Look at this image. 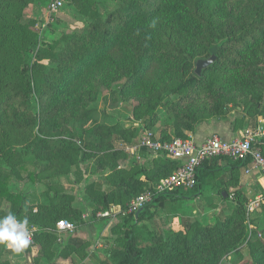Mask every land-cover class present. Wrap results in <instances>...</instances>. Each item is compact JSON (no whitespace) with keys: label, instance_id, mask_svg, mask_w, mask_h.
<instances>
[{"label":"trees","instance_id":"obj_1","mask_svg":"<svg viewBox=\"0 0 264 264\" xmlns=\"http://www.w3.org/2000/svg\"><path fill=\"white\" fill-rule=\"evenodd\" d=\"M28 1L0 0V201L8 205L7 211L0 209V216L11 211L18 219H29L32 243L22 253L38 246L34 264H75L74 254L89 247V242L78 238L68 239L60 249L54 247L57 222L72 223L74 232L86 225L73 196L52 191L44 194L41 203H31L9 190L10 174L1 160H12L16 153L10 147L26 143L37 130L26 160L59 178L68 176L73 168L79 169L77 164L86 154L68 148L63 139L52 141L51 131L73 128L79 131L82 146L103 154L108 163L104 183L110 188L103 190L104 183L85 187L92 217L119 208L115 228L121 237L106 257L93 258L96 264H221L239 255L246 244L254 261L264 263V241L247 240L248 200L239 188L242 164L228 159V179L218 188L221 195L234 196L228 215L218 217L213 226L182 218L181 230L166 236L150 233L141 240L137 226L154 219L158 209L178 217L181 200L200 194L202 187H215L222 177L217 167L221 159L201 166L194 190L157 196L135 217L128 213L131 202L151 192L178 163L157 156L153 164L126 166L128 154L114 142L133 145L137 129L108 125L104 114L91 107L101 89L122 81L115 95L139 102L146 127L168 120L161 141L188 139L199 125L226 119L229 106L246 107L245 116L252 119L248 129L254 130L257 119H264V0H111L116 3L113 9L94 12L82 27L37 53L36 36L20 23L19 12ZM166 28L175 35L164 37ZM212 55L215 62L204 71L220 75L216 85L192 71L197 60ZM43 57L46 65L40 63ZM171 95L179 98L170 102ZM162 105L166 113L160 117ZM138 155L147 158L145 149ZM23 171H27L24 164L14 169L17 176ZM260 214L264 219V205ZM261 235L264 240V230Z\"/></svg>","mask_w":264,"mask_h":264},{"label":"rangeland","instance_id":"obj_2","mask_svg":"<svg viewBox=\"0 0 264 264\" xmlns=\"http://www.w3.org/2000/svg\"><path fill=\"white\" fill-rule=\"evenodd\" d=\"M49 1L50 0H29L22 12H19L23 18L20 19V23L25 24L28 28V32L32 33L37 38L35 53L40 49H46L47 47L52 46L62 37V35L69 33L71 30L82 27V23L86 22L87 18H89L94 12L102 13L105 10L113 9L116 5V3L111 0H68L60 11L49 16L46 12V7ZM163 34L165 35L164 37H173L175 35L174 32L168 28L163 31ZM207 58L209 57H204L203 59ZM40 63L46 65L47 59L43 57L40 60ZM194 69L195 66L193 65L192 71H194ZM203 75L207 78L208 83L213 85H216V82L220 79V75L207 74L205 71L201 76ZM121 83L122 81L113 84L110 89H101L96 101L91 104V107L104 114L105 122L108 125H118L124 128L137 129V138L141 133V128L145 127V130H149L157 138H160L161 130L166 126L168 120L162 119L157 121L152 128L146 127L144 124V119L146 118V115L144 114L145 111L140 107L139 102L132 97L122 98L115 95L117 94ZM112 92H114V95L111 94ZM178 98L179 95H171L167 99L170 102H175ZM247 110L246 107L238 109L229 106L226 110V119L212 120L227 122L232 131H240L244 134L246 131H251L248 129V126L251 124L250 122H252V119H247L245 116ZM158 113L160 114V117H162L166 113V106L162 105L158 107ZM256 124L257 126H264V119L262 117L258 118ZM51 132V135L53 136L52 141L63 139L68 148L74 147L85 152L86 158L84 160H79V158H81L80 156L77 158V160H79L77 164L79 169L77 170L76 168L75 171L73 168L71 174L59 178L50 171H44L41 166L36 167L32 162H28L26 160L28 155H25V153L27 152L28 146L38 138V132L37 130H34L31 139L26 143L12 145L10 147V151L16 153L12 156V160H10V158L5 159V161L4 159H1L3 161V170L10 174L8 188L12 193L25 195L31 203H41L44 194L52 193V191L62 192L73 196V205L77 206L82 211L83 220L86 222L85 226H82L77 230H81L85 233L86 238L91 239L89 247H87L84 252L74 254V263L96 264L93 258L101 259L106 257V251L114 246L115 241L121 237V233L115 228L116 224L119 222L120 215H117L118 213L115 215L114 213H110L108 216L102 217L103 212L92 217L89 209V201L86 200L85 195L86 186L92 183L101 184L106 181L108 176L106 175L108 174L107 160L104 155L98 151L86 149L82 146L79 131L73 128H69L65 131V128H61V130L53 129ZM70 135H72V137ZM70 138H72V140ZM137 138L135 137V139H133V145H128L127 143L125 144L119 141L114 142L116 148H120L128 154V159L126 160L125 165L129 166L134 162L141 165L146 163L153 164V153L146 151V160H137L127 151L128 148L135 145L134 143L137 142ZM207 138L208 137H206V139ZM23 164L27 171L20 172L17 176L14 173V169H18L19 166ZM29 172L32 173V177L28 176ZM109 188L110 186L108 184L105 185L104 183L102 185L103 190ZM206 188V191L201 189L200 201L195 199L197 195L194 197V194H196V192H194V194L191 193L193 194L191 195V199H184L179 202L180 207L177 210L178 217H170L167 216L164 211H160L164 213L163 217L156 214L154 219L140 223L135 230L137 236L143 241L146 240L150 233H158L162 236H166L169 232H176L178 226H180V230L182 229V218L194 219L200 225H215L218 217L228 215L231 212L234 205V196L231 193L228 194V196L225 193H222L221 195V192H219L216 186L214 188ZM240 189L244 192V196L248 201L260 191L257 187H252L250 189L243 187ZM182 194L186 195L185 193ZM218 202L223 203L220 211H216ZM0 209L7 211L8 205L4 201H0ZM154 209L155 208H151L150 210L154 211ZM116 210L119 211V208ZM162 222H170L171 226L169 225L170 227H165L167 224L163 225ZM246 222H248V242L251 243L256 239L264 241L263 236L261 235L264 230V219H262L260 212L250 215L246 214ZM73 235L74 233L59 234L56 232L57 241L54 244V247L60 249L63 246L60 244L67 242L70 238H74ZM3 247L6 251L3 250ZM33 249H37L35 255L32 254ZM38 250L39 247L34 246L31 253L17 254L12 251V249H7L6 246L0 245V264H34L33 258L37 256ZM40 264L46 263L40 262ZM221 264L258 263L254 261L246 244L241 248L239 255L235 257H227L223 259Z\"/></svg>","mask_w":264,"mask_h":264},{"label":"built area","instance_id":"obj_3","mask_svg":"<svg viewBox=\"0 0 264 264\" xmlns=\"http://www.w3.org/2000/svg\"><path fill=\"white\" fill-rule=\"evenodd\" d=\"M68 0H50L46 7L49 16L60 11ZM264 126H257L254 130L246 131L240 137L233 140H224L218 135H212L201 144H195L191 138L172 139L168 142L161 141L149 130H141L137 142L127 151L137 160L139 150L145 149L155 156H162L168 160L178 163V167L164 180H161L151 192H145L135 198L128 213L136 214L154 198L162 194H170L176 191H192L198 187L197 173L201 166L212 159H228L242 164V171L245 176H252L257 173L258 181L262 189L251 198L246 205V214L260 212L264 205ZM109 215L104 212L102 217ZM248 223V222H247ZM250 225V224H249ZM252 229V227L250 226ZM249 228V229H250ZM56 232L73 233L74 225L67 221H59L55 224ZM32 236L34 228H31ZM7 249H11L6 247Z\"/></svg>","mask_w":264,"mask_h":264},{"label":"crops","instance_id":"obj_4","mask_svg":"<svg viewBox=\"0 0 264 264\" xmlns=\"http://www.w3.org/2000/svg\"><path fill=\"white\" fill-rule=\"evenodd\" d=\"M241 134L242 133L240 131H232L230 129L229 123H227V122L218 121V120H211V121H208V122H205V123L199 125L196 128L195 132L193 134H190V138L192 139V141L195 144L199 145L206 139V137H210L212 135H218L219 137H221L224 140H233L235 138H238ZM261 148L263 149L264 146ZM155 158H157V156L154 155V158H152V163H153ZM217 167L222 170V172H221L222 177L220 178V180H218L215 183V186H216V188H222V185L225 184L226 180L228 179V176H229L228 170L230 167L228 166L227 162L225 160H222V159L218 162ZM239 173H240L239 188L246 187V188L250 189L252 187H257L258 189H262L261 186L258 185L260 183L257 180L259 178L257 173H253L252 176H245L243 174L242 169L239 170ZM143 179L144 178L141 177V180H143ZM202 189H204L206 191L207 188L202 187ZM200 197H201V195L198 194L195 199L200 201ZM222 204H223L222 202H218V207L216 208V211H220L222 209V206H221ZM117 208H118L117 206L116 207L113 206V209L111 210V211H113L112 213H114V215L118 213V210H116ZM160 211H164V210L158 209L156 213L158 215H160V217H163L164 213H162ZM158 223H161V222H158ZM162 224L163 225L167 224L165 227L171 226L170 222H162ZM177 230L178 231L180 230V226L177 227ZM73 233H74V235H73L74 238H78V239H81V240L86 241V242L91 241V239L85 237V233L82 232L81 230H77ZM36 252H37V249H35V250L33 249L32 254L35 255Z\"/></svg>","mask_w":264,"mask_h":264},{"label":"clouds","instance_id":"obj_5","mask_svg":"<svg viewBox=\"0 0 264 264\" xmlns=\"http://www.w3.org/2000/svg\"><path fill=\"white\" fill-rule=\"evenodd\" d=\"M32 243V231L29 219H18L9 211L0 216V245L9 247L17 254L22 253Z\"/></svg>","mask_w":264,"mask_h":264},{"label":"water","instance_id":"obj_6","mask_svg":"<svg viewBox=\"0 0 264 264\" xmlns=\"http://www.w3.org/2000/svg\"><path fill=\"white\" fill-rule=\"evenodd\" d=\"M215 59H216V57L214 55H212L207 59L197 60L195 63V69H194L195 75L198 77L201 76L202 71L206 70L209 66H211L215 62ZM140 211H138L136 213L135 217L138 216Z\"/></svg>","mask_w":264,"mask_h":264}]
</instances>
